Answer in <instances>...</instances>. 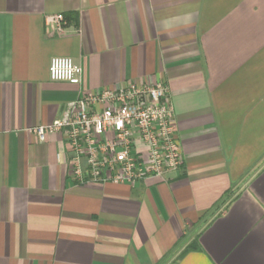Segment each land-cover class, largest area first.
I'll use <instances>...</instances> for the list:
<instances>
[{"label": "crops", "instance_id": "0c3cea01", "mask_svg": "<svg viewBox=\"0 0 264 264\" xmlns=\"http://www.w3.org/2000/svg\"><path fill=\"white\" fill-rule=\"evenodd\" d=\"M146 81L182 148L164 178L79 185L63 138L32 132ZM0 264H264V0H0Z\"/></svg>", "mask_w": 264, "mask_h": 264}, {"label": "built area", "instance_id": "2783aa9c", "mask_svg": "<svg viewBox=\"0 0 264 264\" xmlns=\"http://www.w3.org/2000/svg\"><path fill=\"white\" fill-rule=\"evenodd\" d=\"M63 15L54 20L58 29ZM55 82L80 85L83 68L71 58L50 63ZM168 87L161 82H131L119 91L87 92L67 104L61 118L33 129L38 141L60 135L72 155L75 183H113L134 186L149 177L164 178L179 171L182 148Z\"/></svg>", "mask_w": 264, "mask_h": 264}]
</instances>
